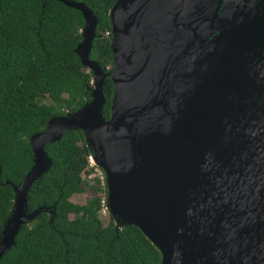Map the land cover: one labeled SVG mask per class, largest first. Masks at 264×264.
Masks as SVG:
<instances>
[{
  "label": "water",
  "instance_id": "obj_1",
  "mask_svg": "<svg viewBox=\"0 0 264 264\" xmlns=\"http://www.w3.org/2000/svg\"><path fill=\"white\" fill-rule=\"evenodd\" d=\"M56 1L81 15L74 51L92 75L89 100L28 139L32 166L12 187L0 257L39 213H26L25 195L50 167L44 146L78 130L115 227L138 228L161 264H264V92L251 95L264 80V0H206L174 21L155 16L181 0H115L108 73L88 58L97 17Z\"/></svg>",
  "mask_w": 264,
  "mask_h": 264
},
{
  "label": "trees",
  "instance_id": "obj_2",
  "mask_svg": "<svg viewBox=\"0 0 264 264\" xmlns=\"http://www.w3.org/2000/svg\"><path fill=\"white\" fill-rule=\"evenodd\" d=\"M97 17L88 58L105 71L112 66L107 13L115 0H70ZM83 21L78 11L56 0H0V232L10 215L13 191L32 166L28 139L52 117L77 111L89 100L91 72L75 47ZM108 33V34H105ZM101 115L109 118L112 82L105 77ZM49 169L25 195L26 213L36 217L20 226L0 264H161L159 251L135 226L106 225L99 199L70 202L88 185L89 149L78 130L43 148Z\"/></svg>",
  "mask_w": 264,
  "mask_h": 264
},
{
  "label": "rangeland",
  "instance_id": "obj_3",
  "mask_svg": "<svg viewBox=\"0 0 264 264\" xmlns=\"http://www.w3.org/2000/svg\"><path fill=\"white\" fill-rule=\"evenodd\" d=\"M105 34H108V33H105ZM111 68L105 69V71H103L102 69L101 70L104 73H108L111 70ZM86 69L89 71L88 68H86ZM91 83H92V75H91V80H90V86H91ZM91 156H92V153L90 152L89 159ZM89 166L92 167V171H91V173H89L84 178V180L87 182L88 185H92L94 188H96L97 191L93 192L85 186L83 191L80 194H75V195L71 196L69 200H70V202H72L74 204L82 205L85 203V201L87 199L92 198L94 196L97 197L99 199V205H100L98 217L100 218L101 223L103 225H106L107 222L109 221V216L111 217V215L109 214V211L106 208L107 189H106V184H105V175H104V172L102 171V169L100 167L96 166L91 161L89 162ZM111 219H112L113 223H115V221L113 220L112 217H111Z\"/></svg>",
  "mask_w": 264,
  "mask_h": 264
},
{
  "label": "bare ground",
  "instance_id": "obj_4",
  "mask_svg": "<svg viewBox=\"0 0 264 264\" xmlns=\"http://www.w3.org/2000/svg\"><path fill=\"white\" fill-rule=\"evenodd\" d=\"M206 0H181L166 10L158 11L156 18L163 19L164 21L185 20L189 19L203 7ZM264 92V80L262 83H255L251 95L260 96Z\"/></svg>",
  "mask_w": 264,
  "mask_h": 264
},
{
  "label": "built area",
  "instance_id": "obj_5",
  "mask_svg": "<svg viewBox=\"0 0 264 264\" xmlns=\"http://www.w3.org/2000/svg\"><path fill=\"white\" fill-rule=\"evenodd\" d=\"M89 162H90V160H89V157H88L87 158V167L92 169V167L89 166Z\"/></svg>",
  "mask_w": 264,
  "mask_h": 264
}]
</instances>
